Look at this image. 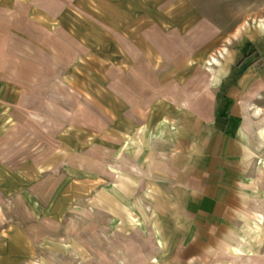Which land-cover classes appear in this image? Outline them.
<instances>
[{"label":"rangeland","instance_id":"1","mask_svg":"<svg viewBox=\"0 0 264 264\" xmlns=\"http://www.w3.org/2000/svg\"><path fill=\"white\" fill-rule=\"evenodd\" d=\"M261 16L264 0H0V264H163L183 191L210 161L239 212L264 210V172L244 169L235 135L251 100L264 108V38L229 44L223 97L207 65ZM162 120L179 140L152 142L142 160L124 149ZM115 158L139 181L131 200L152 206L148 232L113 227ZM262 248L236 263L264 262Z\"/></svg>","mask_w":264,"mask_h":264},{"label":"bare ground","instance_id":"2","mask_svg":"<svg viewBox=\"0 0 264 264\" xmlns=\"http://www.w3.org/2000/svg\"><path fill=\"white\" fill-rule=\"evenodd\" d=\"M260 36L264 38V16L246 20L226 39L225 44L210 54L207 63L209 67L208 70L213 74L214 85L223 87L221 92L222 97L225 96L226 93L225 83L233 76L238 56L236 51L229 48V44H231L234 39H238V47H241L248 40L261 39ZM195 63L196 61L193 59L192 64ZM207 87L211 88L210 83L207 84ZM257 98L264 97L259 94ZM247 108L249 111L247 119L242 120V124H239L235 135L241 143V164L251 176L254 175L257 178V171L264 172V108L252 100L248 103ZM256 120L258 124L254 126L257 122ZM6 127L7 125L4 128ZM147 128L148 127L141 128L137 137H131V140L128 141V144L124 148L126 151L135 148L137 156L139 155L141 158L140 160L147 158L144 153H147L148 150L146 147L151 146L152 142L158 139L179 140L178 136L181 133L180 126L173 125L167 120H162L160 122V128L157 132L148 131ZM120 155L121 152L118 154V157H120ZM119 164V158H115V161L110 164L111 172L116 175L117 180L106 188L112 200H114V204L120 206L119 210L111 206V211L117 215L120 211L124 213V217L119 218V215H116L118 217L117 219L112 217V220L115 221L113 227L116 229L121 228L129 234H131L130 232L132 229H142L148 232L150 216L153 214L152 206L142 197H140L138 201L131 200L133 192L132 186L138 185L139 181L133 177L130 172L122 169ZM40 170L44 171V167L42 166ZM260 179L263 178L260 176ZM101 201L105 202L107 200L103 198ZM238 218L244 223L239 226L238 236L231 239V249L233 252L238 253L239 256L244 254L246 262H251L259 257L260 249L264 246V210L257 208L251 213L240 210ZM120 222H122V224H120ZM78 251L84 260L94 256V254L88 252L82 244L78 245ZM154 258L155 257H152V260ZM148 264H161V262L156 258L155 261ZM226 264H231V262H227ZM259 264H264V262Z\"/></svg>","mask_w":264,"mask_h":264},{"label":"crops","instance_id":"3","mask_svg":"<svg viewBox=\"0 0 264 264\" xmlns=\"http://www.w3.org/2000/svg\"><path fill=\"white\" fill-rule=\"evenodd\" d=\"M218 165L210 161L203 176L191 180L183 191L182 234L174 238L173 247L170 244L163 264H237L239 255L230 242L238 236L239 210L231 181Z\"/></svg>","mask_w":264,"mask_h":264}]
</instances>
